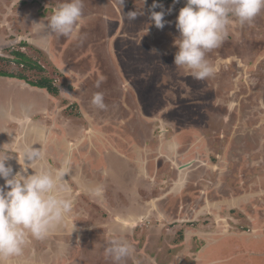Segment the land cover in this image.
<instances>
[{
  "label": "rangeland",
  "instance_id": "374dc122",
  "mask_svg": "<svg viewBox=\"0 0 264 264\" xmlns=\"http://www.w3.org/2000/svg\"><path fill=\"white\" fill-rule=\"evenodd\" d=\"M62 2L0 0V57L11 59L10 51L20 49L39 67L0 61V70L25 78L0 77V146L44 153L56 130L66 134L65 144L81 139L108 157L107 163L83 159L82 174L90 180L83 185L101 187L102 195L72 185V210L32 259H24L25 252L0 257V264H117L106 253L117 238L134 249L119 264H264V11L243 26L233 18L222 45L206 54L217 71L196 80L174 64L176 18L186 0H155L163 9L153 11L166 13L163 29L150 19L154 0L121 6L119 0H83L72 34L42 36L32 24H46ZM133 11L143 14L130 19ZM41 79L57 93L29 84ZM96 92L104 94L105 109L91 103ZM13 115L21 122L9 120ZM123 143L128 150L155 146L146 156L147 169L152 162L147 186L137 181L142 170L116 157ZM70 145L65 158L78 148ZM128 186L139 188L154 213L117 216L116 206L108 213L105 200L136 193H126ZM121 187L124 192H116Z\"/></svg>",
  "mask_w": 264,
  "mask_h": 264
},
{
  "label": "clouds",
  "instance_id": "9594fccd",
  "mask_svg": "<svg viewBox=\"0 0 264 264\" xmlns=\"http://www.w3.org/2000/svg\"><path fill=\"white\" fill-rule=\"evenodd\" d=\"M179 0H173V4ZM145 3V0H144ZM123 0H119V5ZM163 5L155 0L149 9L150 19L157 29H163L165 11ZM264 11V0H186L176 18L179 38L174 41L178 51L174 56L175 66L192 71L193 78L205 80L217 71L206 54L220 47L228 35V26L233 18L241 26L252 22ZM171 9H168L170 14ZM142 12H129L130 19H136ZM83 17V0H64L54 11L47 23L34 22L42 36L50 32L68 36ZM155 52V50H153ZM99 87V83L97 84ZM91 103L99 109H105L104 94H93ZM13 158L10 149L0 146V257L21 256L32 240L45 239L72 210L69 180L64 177L72 173L71 159L66 157L57 168L38 164L42 159L40 150L29 147L19 158L20 171L13 174V168L6 162ZM27 161L28 163H25ZM32 169V174H26ZM75 180V176H71ZM7 189V190H6ZM100 195L102 188L90 190ZM74 231V225H73ZM106 253L119 264L134 253L132 246L121 239H112Z\"/></svg>",
  "mask_w": 264,
  "mask_h": 264
},
{
  "label": "crops",
  "instance_id": "0c3cea01",
  "mask_svg": "<svg viewBox=\"0 0 264 264\" xmlns=\"http://www.w3.org/2000/svg\"><path fill=\"white\" fill-rule=\"evenodd\" d=\"M25 114H27V116H28L30 113H25ZM13 116L9 117V120L18 121L17 123L21 122L20 118L22 116L20 118H18L15 115H13ZM37 126L42 127L43 125L37 124ZM43 127H45V126H43ZM65 135L66 134L64 132H61L60 130L59 131L56 130L54 132L53 136H52V134H51V136L49 135L50 136V139H48V142L45 143V145H44V149H45L46 152L42 153L40 151L41 152V155H42V159L38 162V164H43V165H45L47 167H50V168H53V169L54 168H57V167H59L61 165L62 161L65 159V152H67L68 151V148L71 147L70 144L72 143L73 145H77L78 148H76L75 150H73V151H76V153L73 154V153L70 152L72 154V158L70 156V159L72 160L71 166H72V171L73 172L70 173L68 176H65L64 179L65 180H69L70 186L76 185L75 183H79L78 186L81 185L82 186V187L80 186L81 189L84 188V190L86 189V191L89 193V195H93L90 190L95 188L94 185H93V187L92 186H88L89 188H87V187H85L83 185L85 182H90V180L87 179V177L82 174L83 173V169L86 166L85 160H83V159H86L87 157H89L87 159H93L95 157H98L100 159L103 158L104 159V162L106 160V163H107L108 157L104 158L103 155L101 157V154H99V151L98 150H96L97 154H95L92 149L90 150V147L88 146V143L80 141L81 139H78V140L76 139L75 140L73 138V140L71 139L72 140L71 143H68L66 141L67 144H65L63 142L65 140L64 138L67 137ZM37 139H38V141H40L39 137H37ZM68 139H70V138H67V140ZM139 146L130 145V150H128L127 147H126V144L123 143V146L120 149L116 150L117 155H118L116 157H120V159L123 160L124 162L126 161L127 164H130L132 166L135 165V167L137 168L136 171L138 169H140V170H142L144 172V170H145L146 176H143V172L140 173L139 174L140 176L138 175L139 178H138L137 181H138L139 184H143V185L145 184L147 186L148 184H146L145 179H148L147 178L148 177V173L149 174L151 173L150 168H151L152 162L149 163L150 164V167L147 169V159H146V156L149 155V153H151V151L152 152H155L154 150H151L155 146L154 145H146V144L139 145ZM53 147H56V148H53ZM25 150L26 149H24V148L21 149L20 146L19 147H13L11 149V151L14 152L15 155H17V153H18V155H17L18 157ZM63 154H64V156H63ZM157 154L158 155L161 154V149L160 150L158 149ZM15 155H13V157H15ZM51 159H53L54 161H57L58 164L55 165L52 162ZM145 159H146V162H144ZM167 160L168 161H166V162L169 165V168L170 169H171V167L173 169H175V167L178 168V166L176 165V162H174L175 163V166H174L173 165V162H171L172 160L169 161L170 160L169 158H167ZM81 161H83L84 163H81ZM8 162H9L8 163V166H11L13 168V174H15L16 172L20 171V164L17 162V159L9 160ZM25 163H28V162L25 161ZM164 164H166V163L164 162ZM171 165H173V166H171ZM175 170H177V169H175ZM32 172H33L32 169H28L26 174H32ZM158 174L159 173H157L156 176H158ZM72 175L75 176V178H76L75 180H72L71 179V176ZM171 175L172 174H171V171H170V173L164 179L167 178V180H169L170 177H171ZM90 177L92 178V176H90ZM144 177H146V178L144 179ZM121 178L122 177H117V179H119V180H121ZM82 180H83V182H82ZM156 181L157 180H154L153 183H152V181H150L152 183L151 184L152 186H150V188L148 190L149 194H151V193L154 192V189L156 188L155 186L157 185L156 184ZM176 182H177V180L174 181V183H176ZM161 183H162V181H161ZM146 186H144V187H146ZM110 188H112L111 184H110ZM127 189H129V190H126V193L128 191H130V190H135V192L138 194V196L141 195L140 192H139V188L138 189H134L133 187H131V186L129 187L128 186ZM115 190H116V192H120V191H121V193L124 192V190H123L122 187L120 189H115ZM180 190H181V186L176 191L177 192H181ZM136 193L131 194V196L128 195V194H126L125 195L126 196V200H124V201L121 200V198H122V196H121V197H117L118 199L116 201L114 200V198L111 199V201H112L111 203L110 202L107 203V201L105 200V202H103V204L105 205V208L107 209L108 213H111L112 211H114L115 210V206H116V209H118L117 210L118 213H116V214H118L117 216L122 215V213H123L122 210L124 211L125 216H128V217L129 216H132L134 213H141L143 215L154 213V211H150L151 208L144 207V205H143L144 197H140L139 196V198H140V200H139L138 199V196L136 197ZM143 193H147V192L144 191ZM93 196L97 197V196H100V195H93ZM104 197H106V199L109 200L108 199V196L106 194H104ZM128 200H130V201H128ZM141 200H143V201H141ZM116 202H118V203H116ZM166 203H169V199L167 200ZM120 207H121V209H120ZM133 210H136V212H134ZM118 233H119V231H118ZM36 246H39V247L42 246L41 240H32L31 241V243L24 250V254H22V255L25 256V252L27 253L26 258H24V259H32L30 257V255L35 252ZM29 248L31 249L30 254L28 252V249Z\"/></svg>",
  "mask_w": 264,
  "mask_h": 264
},
{
  "label": "trees",
  "instance_id": "16d2710c",
  "mask_svg": "<svg viewBox=\"0 0 264 264\" xmlns=\"http://www.w3.org/2000/svg\"><path fill=\"white\" fill-rule=\"evenodd\" d=\"M22 47L26 43H21ZM11 59H4V57H0V61H5V62H14L16 65H20L22 68H28V69H35L37 67V63L35 61H32L25 53L19 50H13L10 51V56ZM0 77H6V78H17L20 80H25L23 76L11 74V73H6L3 70H0ZM32 87H36L39 89H45L48 93L54 95L57 93L56 88L52 85L51 81L48 79H41L40 81H37L35 83H29Z\"/></svg>",
  "mask_w": 264,
  "mask_h": 264
},
{
  "label": "flooded vegetation",
  "instance_id": "af4514ba",
  "mask_svg": "<svg viewBox=\"0 0 264 264\" xmlns=\"http://www.w3.org/2000/svg\"><path fill=\"white\" fill-rule=\"evenodd\" d=\"M189 148H190V147H189ZM199 148H200V147H199ZM124 221H125V220H123V222H121V221H120V222H121V223L123 224V226L125 227L126 224L124 223ZM121 223H120V224H121Z\"/></svg>",
  "mask_w": 264,
  "mask_h": 264
},
{
  "label": "bare ground",
  "instance_id": "6f19581e",
  "mask_svg": "<svg viewBox=\"0 0 264 264\" xmlns=\"http://www.w3.org/2000/svg\"><path fill=\"white\" fill-rule=\"evenodd\" d=\"M79 183H76V186L78 187ZM81 186V185H80ZM82 187V186H81Z\"/></svg>",
  "mask_w": 264,
  "mask_h": 264
}]
</instances>
